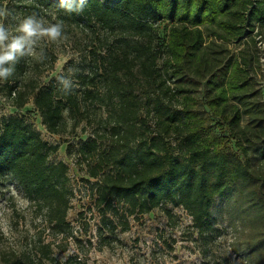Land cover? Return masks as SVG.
<instances>
[{
    "label": "trees",
    "instance_id": "trees-1",
    "mask_svg": "<svg viewBox=\"0 0 264 264\" xmlns=\"http://www.w3.org/2000/svg\"><path fill=\"white\" fill-rule=\"evenodd\" d=\"M35 1L31 7L39 9L59 0ZM83 1L90 16L119 35L152 39L121 37L110 44L107 56L77 73L80 90L61 87L56 79L48 84L27 79L24 63L16 60L13 75L0 82L2 95L16 109L33 101L53 134L65 133L70 120L73 129L86 120L88 100L103 105L105 133L88 138L79 149L89 161L90 176L98 179L99 204L112 208L120 202L138 214L172 204L188 212L200 234H214L215 200H233L254 236L245 254L258 248L264 253V99L252 84L255 55L243 50L219 69L225 49L212 47L215 42L206 46L202 28L217 25L224 41L241 43L264 21V0ZM161 21L171 23L169 38L155 46L154 24ZM171 80L183 83L173 86ZM200 82L214 125L192 95L193 84ZM98 83L103 94L90 89ZM214 128L225 134L213 133ZM58 148L22 116L5 119L0 128V178L11 176L54 229L68 232L73 195L68 166L49 161ZM37 254L35 262L27 254L2 252L0 264H43L41 256L50 257L51 246H41Z\"/></svg>",
    "mask_w": 264,
    "mask_h": 264
},
{
    "label": "rangeland",
    "instance_id": "rangeland-1",
    "mask_svg": "<svg viewBox=\"0 0 264 264\" xmlns=\"http://www.w3.org/2000/svg\"><path fill=\"white\" fill-rule=\"evenodd\" d=\"M37 3L35 0H0V9L7 11V17L0 20L10 30H14L23 17L31 14L43 19L45 27L62 25L66 40L52 42L47 38L36 39L32 46L35 55L26 54L16 59L24 63V76L41 84L56 79L61 87L80 90L77 73L87 72L90 64L99 60L100 56H107L110 44L121 37L142 43L152 39L124 33L119 35L95 16H90L83 0H70L64 7L60 0L37 5L39 9L31 7ZM78 17L81 19L78 20ZM170 26L168 21L154 24L152 43L155 46L160 41L167 43ZM202 28L206 46L215 42L212 47L225 49L221 51L224 59L219 69L225 67L229 57L236 59L243 50L255 55L252 84L255 90L262 92L264 99V21L258 23L254 33L247 35L241 43L224 41L220 35L223 30L217 25L205 24ZM254 37L255 43L251 40ZM12 64L7 62L3 66L10 71L0 77V82L13 75ZM15 76L22 75L17 73ZM181 83L179 80L169 81L173 86ZM90 89L97 94H103L105 90L99 83ZM140 90L138 86L137 92L142 94ZM192 92L196 107L202 110L207 123L214 125L216 118L205 105L204 82L193 84ZM84 106L88 113L86 120L76 129H73V121L70 120L65 133L53 134L43 125L33 101L22 109H16L0 92V128L5 119L22 116L44 141L59 146L50 155L49 161L64 162L68 166L69 187L73 192L67 216L69 231L58 232L47 222L45 211L27 199L11 176L0 178V253L27 254L37 262V251L49 244L51 256H41L43 264H264L263 249L245 254L254 236L233 200H215L217 232L214 234H200L188 212L172 204L162 205L146 214L131 213L120 202H115L112 208L99 204L96 192L98 179L90 176L89 161L80 155L79 149L88 138L105 133L100 118L106 116L107 108L99 103L94 105L89 100ZM242 122L246 124L248 118L245 116ZM212 131L225 134L218 128ZM105 144L108 146L109 141L106 140ZM232 144L236 149L234 140ZM92 160L93 157L90 162Z\"/></svg>",
    "mask_w": 264,
    "mask_h": 264
},
{
    "label": "clouds",
    "instance_id": "clouds-1",
    "mask_svg": "<svg viewBox=\"0 0 264 264\" xmlns=\"http://www.w3.org/2000/svg\"><path fill=\"white\" fill-rule=\"evenodd\" d=\"M60 3L62 7L66 6V0H60ZM6 17L7 11L0 9V18ZM44 24L45 21L37 19L34 14L23 17L14 30H10L3 20H0V77L10 71L3 67L7 62H14L18 56L35 55L32 46L36 39L47 38L52 42L67 39L61 24L47 27Z\"/></svg>",
    "mask_w": 264,
    "mask_h": 264
}]
</instances>
